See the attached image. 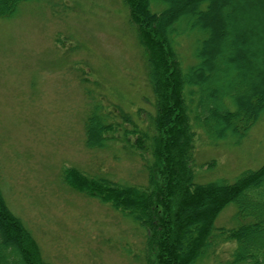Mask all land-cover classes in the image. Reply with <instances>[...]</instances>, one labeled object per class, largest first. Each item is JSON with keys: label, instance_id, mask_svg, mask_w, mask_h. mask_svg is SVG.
<instances>
[{"label": "rangeland", "instance_id": "rangeland-1", "mask_svg": "<svg viewBox=\"0 0 264 264\" xmlns=\"http://www.w3.org/2000/svg\"><path fill=\"white\" fill-rule=\"evenodd\" d=\"M184 27L181 23L178 30ZM199 36L177 38L184 64L194 61L191 51ZM141 50L124 0H28L0 18V190L49 264L155 260L137 223L63 179L64 171L75 167L120 183L145 184L141 160L123 143L111 140L103 149L84 143L93 99L102 96L108 109L133 112L144 106L153 112ZM146 111L134 116L140 124L148 122ZM197 132L195 182H233L264 163V111L239 143L231 134L210 143ZM239 221L229 204L214 224L229 228ZM234 245L218 243L196 264H221Z\"/></svg>", "mask_w": 264, "mask_h": 264}, {"label": "trees", "instance_id": "trees-1", "mask_svg": "<svg viewBox=\"0 0 264 264\" xmlns=\"http://www.w3.org/2000/svg\"><path fill=\"white\" fill-rule=\"evenodd\" d=\"M25 1L0 0V18ZM124 2L142 49L153 112L144 106L108 109L102 96L93 99L84 143L90 149L123 143L141 160L146 182L120 183L75 167L64 171V181L141 227L155 257L146 264H196L226 242L235 245L221 264H264V163L233 182H195L191 166L198 130L210 143L229 134L239 143L264 111V0ZM181 23L185 29L179 31ZM192 32L200 35L191 51L194 61L184 64L177 38ZM141 110L149 117L140 124L134 116ZM229 204L240 223L216 227ZM0 264H49L1 190Z\"/></svg>", "mask_w": 264, "mask_h": 264}]
</instances>
